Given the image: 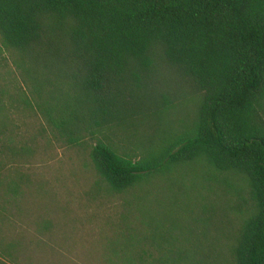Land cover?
I'll list each match as a JSON object with an SVG mask.
<instances>
[{"label":"trees","instance_id":"obj_1","mask_svg":"<svg viewBox=\"0 0 264 264\" xmlns=\"http://www.w3.org/2000/svg\"><path fill=\"white\" fill-rule=\"evenodd\" d=\"M0 44V158L26 111L111 191L168 183L89 264H264V0H0ZM28 182L0 160V264H80Z\"/></svg>","mask_w":264,"mask_h":264},{"label":"rangeland","instance_id":"obj_2","mask_svg":"<svg viewBox=\"0 0 264 264\" xmlns=\"http://www.w3.org/2000/svg\"><path fill=\"white\" fill-rule=\"evenodd\" d=\"M8 58L0 44V74L4 81L17 88L19 80L6 67ZM12 118L10 130L15 146L21 151L16 157L5 154L0 160L4 162L6 171L17 170L25 175L31 191L50 195L48 199L54 208L50 207L52 213L48 214L53 218L55 231L59 233L57 240L67 241L72 256L80 264H89L86 259L90 254L101 253L104 243L113 241L124 231L125 225L134 223L139 206L152 203L156 208L155 203L161 201L167 209L171 208L165 200L172 194L168 183L163 180L153 181L158 189L115 193L95 170L88 147L62 148L44 132V123L30 112L15 110ZM178 191L176 188L175 192ZM39 202L37 205L30 198L24 202L33 210L32 216L43 214ZM43 202L50 203L44 198ZM171 216L169 213L166 218Z\"/></svg>","mask_w":264,"mask_h":264}]
</instances>
